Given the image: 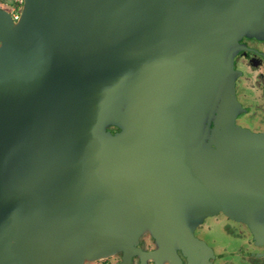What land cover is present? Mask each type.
<instances>
[{
	"label": "water",
	"instance_id": "95a60500",
	"mask_svg": "<svg viewBox=\"0 0 264 264\" xmlns=\"http://www.w3.org/2000/svg\"><path fill=\"white\" fill-rule=\"evenodd\" d=\"M244 39L264 42V0L0 5V264L178 258L218 219L264 249Z\"/></svg>",
	"mask_w": 264,
	"mask_h": 264
},
{
	"label": "flooded vegetation",
	"instance_id": "af4514ba",
	"mask_svg": "<svg viewBox=\"0 0 264 264\" xmlns=\"http://www.w3.org/2000/svg\"><path fill=\"white\" fill-rule=\"evenodd\" d=\"M14 0H0V5L12 10ZM248 46L246 54L236 58V66L247 65L251 71H258L262 67L264 58V42L254 39H244ZM253 86L258 90H264V77L256 74ZM252 103L253 111L250 118L258 122V128L264 126V93ZM217 225L221 227V236H211ZM194 234L199 238V244H192L186 250L178 248V258L146 260L133 258L130 264H264V249L254 250L248 243L250 234L238 223L222 219L205 222L196 227ZM245 241V242H244ZM142 250L150 252L157 249L155 238L146 235L141 241ZM262 252V253H260ZM121 255L98 261L95 264H119Z\"/></svg>",
	"mask_w": 264,
	"mask_h": 264
},
{
	"label": "built area",
	"instance_id": "2783aa9c",
	"mask_svg": "<svg viewBox=\"0 0 264 264\" xmlns=\"http://www.w3.org/2000/svg\"><path fill=\"white\" fill-rule=\"evenodd\" d=\"M14 3L22 6L23 0H14ZM17 5H14L11 10L15 18L19 16V11L17 10V7H16Z\"/></svg>",
	"mask_w": 264,
	"mask_h": 264
},
{
	"label": "rangeland",
	"instance_id": "374dc122",
	"mask_svg": "<svg viewBox=\"0 0 264 264\" xmlns=\"http://www.w3.org/2000/svg\"><path fill=\"white\" fill-rule=\"evenodd\" d=\"M222 232H221V227H220V225H217L216 227H215V229L212 231V233H211V236H213V237H216V236H221L222 237Z\"/></svg>",
	"mask_w": 264,
	"mask_h": 264
},
{
	"label": "trees",
	"instance_id": "16d2710c",
	"mask_svg": "<svg viewBox=\"0 0 264 264\" xmlns=\"http://www.w3.org/2000/svg\"><path fill=\"white\" fill-rule=\"evenodd\" d=\"M14 5H17V4L13 3L12 7H13ZM16 7H17V10L20 12L21 5H17Z\"/></svg>",
	"mask_w": 264,
	"mask_h": 264
}]
</instances>
